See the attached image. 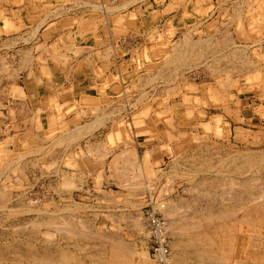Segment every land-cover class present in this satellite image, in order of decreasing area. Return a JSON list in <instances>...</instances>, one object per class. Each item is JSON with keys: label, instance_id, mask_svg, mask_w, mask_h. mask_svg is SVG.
I'll use <instances>...</instances> for the list:
<instances>
[{"label": "rangeland", "instance_id": "rangeland-1", "mask_svg": "<svg viewBox=\"0 0 264 264\" xmlns=\"http://www.w3.org/2000/svg\"><path fill=\"white\" fill-rule=\"evenodd\" d=\"M39 1L0 0V264H158L151 195L175 264H264V0ZM86 12L122 59L99 96L40 101L21 80L56 54L45 32Z\"/></svg>", "mask_w": 264, "mask_h": 264}, {"label": "crops", "instance_id": "crops-1", "mask_svg": "<svg viewBox=\"0 0 264 264\" xmlns=\"http://www.w3.org/2000/svg\"><path fill=\"white\" fill-rule=\"evenodd\" d=\"M57 1L58 0H42L39 1V5H57ZM3 7L7 11L16 10V8H11L7 5H4ZM34 7L36 6L25 2L20 5V13H18L17 16L12 17V13L11 16L10 13L8 16L6 15L8 19L5 20L4 25L10 26L14 23L16 27H21L23 23L26 26L27 22L32 20L33 16H35V13H27V11H30ZM85 14V16L80 14L72 15L71 18L76 16H78V18L76 23L70 27L63 25L67 24L65 22H59L45 32L46 35L48 33L49 37L52 35L53 30L58 29L54 38L56 41L54 44L55 46L53 47V49H57L56 54H50V60L46 59V62L40 66L35 64L32 67V71L36 68L33 75H29V71H26L21 80V86H24L25 90H28L27 88L29 87L31 95L35 98H39L40 101H46L47 99L52 100L53 98L59 99V101H66L68 99L71 101L72 96H77L78 99H80L81 95L84 94L95 97L99 96V90L101 91L102 86V71L111 67L114 69V66H116V64L122 59L118 57L121 48L115 47L114 44L111 45L113 50V47H115L114 56L111 58L102 56L101 44L102 41H107L106 36L108 34L106 35L102 29V25L97 21V14L92 12H86ZM123 20L124 19H122V21ZM134 20L135 19L132 16V18L129 19V22L135 24ZM67 22H69V20H67ZM117 22H119V19H117ZM116 29L118 31H124V29L118 24ZM45 33L44 37L48 38L45 36ZM11 38L12 37L8 36L6 39ZM69 55L71 56L69 57L71 65L66 68V66H64L66 64L65 58L68 59ZM102 58H104L103 61ZM37 67H41L42 70L39 68L37 70ZM39 70H41V72ZM94 89L96 90L95 94H92V90ZM248 105L249 106L246 108L243 105V115H245L247 120L251 119L250 121H252V118H254L253 109L256 107H253L250 104ZM156 146L157 144H154L152 148ZM157 154L159 155V153L155 152V155ZM160 159H162V156L155 160Z\"/></svg>", "mask_w": 264, "mask_h": 264}, {"label": "built area", "instance_id": "built-area-1", "mask_svg": "<svg viewBox=\"0 0 264 264\" xmlns=\"http://www.w3.org/2000/svg\"><path fill=\"white\" fill-rule=\"evenodd\" d=\"M116 0H112L115 2ZM166 202L148 196L143 209V231L150 257L158 264H168L171 258Z\"/></svg>", "mask_w": 264, "mask_h": 264}, {"label": "bare ground", "instance_id": "bare-ground-1", "mask_svg": "<svg viewBox=\"0 0 264 264\" xmlns=\"http://www.w3.org/2000/svg\"><path fill=\"white\" fill-rule=\"evenodd\" d=\"M97 5V4H96ZM95 5V6H96ZM216 41V40H215ZM238 49V48H237ZM185 56V55H184ZM187 57V56H186ZM27 67V66H26ZM174 88V87H173ZM169 89V88H168ZM99 118V117H98ZM94 126H96V125H94ZM91 127V126H90ZM92 129V128H91ZM88 130H89V128H88ZM80 132V131H79ZM78 132V133H79ZM76 135V134H75ZM258 162V161H257ZM248 165V164H247ZM251 165V164H250ZM252 167V166H251ZM147 169V168H146ZM154 175V174H153ZM120 183V182H119ZM234 183V182H233ZM141 188V187H140ZM239 188V187H238ZM242 188V187H241ZM237 189V188H236ZM137 190V189H136ZM142 191V190H141ZM240 199V198H239ZM243 199V198H242ZM259 200V199H258ZM264 201V200H263ZM236 202V201H235ZM264 203V202H263ZM173 205V204H172ZM239 208V207H238ZM220 214V213H219ZM54 219V218H53ZM62 219V218H61ZM69 219V218H68ZM55 220H57V219H55ZM61 221V220H60ZM67 221V220H66ZM71 221V220H70ZM68 224V223H67ZM71 224V223H70ZM69 225V224H68ZM75 224H73V226H74ZM52 226V225H51ZM70 227V226H69ZM68 226H67V229L69 228ZM71 227H72V225H71ZM172 227V226H171ZM236 227V226H235ZM66 228V227H65ZM73 228V227H72ZM68 230H71L70 228L68 229ZM72 231V230H71ZM73 232V231H72ZM71 232V233H72ZM67 233H68V231H67ZM73 235V234H72ZM75 235V234H74ZM85 236V235H84ZM96 236V235H95ZM87 239V238H86ZM189 241V240H188ZM213 241V240H212ZM190 243V242H189ZM215 243V242H214ZM187 244H188V242H187ZM170 246H171V244H170ZM64 250V249H63ZM194 251H196L195 249H193ZM58 251V250H57ZM184 251V250H183ZM186 251V250H185ZM202 251V250H201ZM204 251V250H203ZM144 252V251H143ZM200 252V251H199ZM38 254V253H37ZM171 254H172V252H171ZM33 255V254H32ZM35 255V254H34ZM53 255V254H52ZM201 255V254H200ZM203 255V254H202ZM92 256V255H91ZM178 255H176L175 257H177ZM34 257V256H33ZM50 257V256H49ZM62 259H66L67 260V258H69L68 257V255L67 254H63L62 255ZM205 257H206V255H205ZM53 258L54 257H52V260H53ZM209 258V257H208ZM176 259H178V258H176ZM176 259H174L173 258V256L171 255V258H170V263L171 264H173L174 263V260L176 261ZM35 260H39V261H37V262H42V263H45V264H53V262H55L54 260L52 261L51 260V258H48L47 257V255H45V256H41L40 255V257H36V259ZM57 260V259H56ZM199 260V259H198ZM205 260H207V259H205ZM209 260V259H208ZM64 261V260H63ZM68 261V260H67ZM58 262L59 261H57V264H58ZM81 262V261H80ZM178 262H179V259H178ZM55 264V263H54ZM65 264V263H64ZM169 264V263H168ZM175 264V263H174Z\"/></svg>", "mask_w": 264, "mask_h": 264}]
</instances>
